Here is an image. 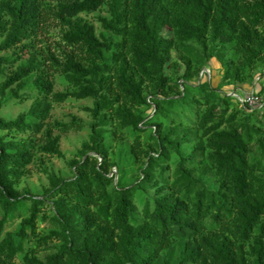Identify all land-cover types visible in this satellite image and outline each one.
Instances as JSON below:
<instances>
[{"label":"trees","instance_id":"16d2710c","mask_svg":"<svg viewBox=\"0 0 264 264\" xmlns=\"http://www.w3.org/2000/svg\"><path fill=\"white\" fill-rule=\"evenodd\" d=\"M103 7L98 31L81 14ZM53 13L74 50L63 58L37 47L43 0H0V264H264V102L224 88L259 79L264 99V0H61ZM213 60L218 86L199 78ZM69 98L93 99L89 123L50 120ZM86 125L72 176L41 160L43 195L18 188L38 153L64 158L61 133Z\"/></svg>","mask_w":264,"mask_h":264},{"label":"rangeland","instance_id":"374dc122","mask_svg":"<svg viewBox=\"0 0 264 264\" xmlns=\"http://www.w3.org/2000/svg\"><path fill=\"white\" fill-rule=\"evenodd\" d=\"M45 5L49 10V15L46 18L45 23L43 24L38 37L35 39L37 43V47L41 50H49L51 53L60 56L61 58L64 57L65 52L74 51L71 47L64 44L62 41V34L65 30L59 20L56 19L54 16V9L56 8V4L61 0H43ZM108 15V11L106 7L102 9L91 12V13H82L81 15L91 22H93L98 31L101 29L100 22L98 20V15ZM166 35H170L169 30H164ZM9 54L11 50H3L0 51V54ZM176 51H174V54ZM18 63V62H17ZM49 65V61H48ZM209 68L212 70V84L214 86H218L221 82V65L217 60H213L210 64ZM14 67H11L9 71L13 70ZM51 77L54 81V91H64L68 88V84L64 79V76L57 70L51 67ZM262 83H264V78L262 79ZM255 87L256 91H260L261 89V80L256 79L255 84H246L244 86H240V89H244L246 91H250ZM226 90L229 87H224ZM242 93V92H241ZM33 99H28L26 101H10L9 103L5 104L1 109V115L6 117L7 119H14L18 116L19 113L22 111L27 110L30 107V104ZM93 104L92 98L87 99H75L69 98L64 102H56L53 101V109H52V116L51 121L53 120H61V121H69L72 119L73 116H77L82 118L85 123H89L92 118L89 112L84 110L85 106H91ZM151 111V109L149 110ZM59 133L57 130L54 132ZM90 127L85 126L82 130H71L66 133H61V140L60 146L62 151L65 154L64 158H60L57 156H50L42 153H38L37 160L29 165L30 172L26 176H24L20 183L17 185L18 188L21 190L29 189L32 193L36 195H43V187L48 185L47 175L42 172V165L41 160L45 163V165L49 166L50 168L54 169L61 175L66 177L72 176V169L70 168L68 161L72 158L78 157V150L81 148L82 143L89 138ZM5 134V131L0 130V135ZM24 136L22 134L16 135L17 138ZM12 137L9 135V138ZM126 142H132L129 135L125 138ZM39 158V159H38ZM116 171V167H113V172ZM52 207L47 202L41 209L40 216L38 218V232L39 234H47L52 228L53 223L50 220L52 216ZM20 222V219L17 217L11 222L8 223L6 230H14ZM55 243V242H51ZM41 253L50 251L49 248L42 249ZM17 264H22L20 257L17 259Z\"/></svg>","mask_w":264,"mask_h":264},{"label":"built area","instance_id":"2783aa9c","mask_svg":"<svg viewBox=\"0 0 264 264\" xmlns=\"http://www.w3.org/2000/svg\"><path fill=\"white\" fill-rule=\"evenodd\" d=\"M199 78L201 80H211L212 70L209 67H204L199 74ZM228 94L233 96L241 105L246 107H259L262 106L264 102L263 97L258 94V91L255 90V87L250 91H246L243 88L231 89L228 91Z\"/></svg>","mask_w":264,"mask_h":264},{"label":"crops","instance_id":"0c3cea01","mask_svg":"<svg viewBox=\"0 0 264 264\" xmlns=\"http://www.w3.org/2000/svg\"><path fill=\"white\" fill-rule=\"evenodd\" d=\"M245 85H246V84H244L243 86L245 87ZM227 87H229V89H232V88H233L232 85H229V86H227Z\"/></svg>","mask_w":264,"mask_h":264}]
</instances>
